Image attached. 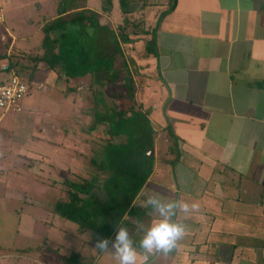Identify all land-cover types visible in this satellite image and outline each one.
I'll return each mask as SVG.
<instances>
[{
    "label": "crops",
    "instance_id": "1",
    "mask_svg": "<svg viewBox=\"0 0 264 264\" xmlns=\"http://www.w3.org/2000/svg\"><path fill=\"white\" fill-rule=\"evenodd\" d=\"M124 1L125 14L121 0L110 4L100 0V8L83 0L80 9L99 13L101 26L110 28L107 23H113L119 32L115 34L130 45L133 80L143 100L136 110L148 117L154 132L153 148L148 151L152 164L127 210L111 214L105 225L100 223V238H112L118 225H123L138 242L156 218L144 201L156 195L196 202L200 211L174 217L186 225L185 237L169 255L151 256L149 264H264V0ZM62 6L66 16L71 9L64 2ZM52 13L40 21V31L45 22L58 17ZM4 30L10 42L0 57L15 56L22 72L30 76L33 66L20 60L23 54L16 49L20 38L8 27ZM5 64L0 60V68ZM38 73L46 80L35 81ZM33 75L31 84L42 83L44 88L29 95L20 112L0 111V264H10L12 258L18 264H44L22 252L28 248L16 246L20 212H10L8 202L29 205L30 220L45 226V210L54 218L57 215L41 200L45 194L36 193V201L26 195L24 185L9 184L6 170L12 172V181L24 175L38 186L52 177L55 182L49 180V188L55 187L52 193L58 199L66 180L81 183L86 172L81 163L74 164L72 148L63 140L67 131L58 139L64 134L60 127H50L49 121L45 126L43 120L49 117L40 116L50 87L63 81L64 94L70 95L67 92L78 85L61 81L42 62ZM38 240L44 246L47 238ZM60 241L54 245L57 254ZM94 244L69 245L63 256L57 255L60 259L53 257L45 264H63L73 253L85 264H117L113 255L95 252Z\"/></svg>",
    "mask_w": 264,
    "mask_h": 264
},
{
    "label": "trees",
    "instance_id": "2",
    "mask_svg": "<svg viewBox=\"0 0 264 264\" xmlns=\"http://www.w3.org/2000/svg\"><path fill=\"white\" fill-rule=\"evenodd\" d=\"M124 5L125 1L121 0L122 12L125 14ZM67 6L71 11L66 16H63L66 13L63 11L57 18L43 24L42 55L28 58L33 63L28 84H31L35 68L40 62L53 72L59 70L56 75L62 80L89 77L90 85L85 91L81 89L82 86L75 89L92 100L91 109L87 110L92 113L93 123L88 131L93 133L98 126H103L104 135L108 137L102 160L94 161L102 173L100 182L66 180L54 210L58 215L75 222L80 231L93 232L97 230L95 219L92 218L94 214H99L100 223L105 225L111 214L117 216L125 212L142 189L151 170L152 159L148 151L153 148L154 132L147 119L143 117L145 120H142L141 111L135 110L132 105V76L119 71L128 68L124 60L120 68L98 55L96 57L99 59L89 61L85 46L81 47L77 36L83 29L108 31L99 23L100 14L84 6L80 9L81 5L72 1ZM70 27H78L79 31H72ZM114 42L121 53L119 43ZM85 50L88 51V48ZM0 60H6L8 71H14L21 78V66L15 56L4 55ZM101 72L106 76L102 77ZM98 194L100 204L97 203ZM63 262L85 264L78 253L71 254Z\"/></svg>",
    "mask_w": 264,
    "mask_h": 264
},
{
    "label": "rangeland",
    "instance_id": "3",
    "mask_svg": "<svg viewBox=\"0 0 264 264\" xmlns=\"http://www.w3.org/2000/svg\"><path fill=\"white\" fill-rule=\"evenodd\" d=\"M71 1L76 2L77 5L83 3V0H1L0 15L2 17V20L0 21V53H2V51L5 49V45L9 44L10 42V38L4 30L5 26L8 27L12 32L16 33V35L20 38V41L16 46V49L20 50V54H23V58H21L20 60L24 61V63H29L32 67L33 63L28 58L42 55L43 33L38 28V24L41 23L40 21L44 17L53 14L52 12H55V14H60L61 11L64 9L62 3L64 2L67 8V5H71ZM89 4L94 7L98 5V7L100 8V0H90ZM40 5H43V7L41 8ZM101 22L104 23L105 21L101 20ZM107 24H109L108 26L110 27H106L108 31H96L93 29L86 28L79 33L77 38L81 43V47L85 46L84 51L88 53L87 55L89 56V61L99 59L96 57V55H98L102 56L104 60L111 61L112 63H114L116 68H120L122 61L124 60L123 63L125 62L128 68H121L122 70L120 69L119 71L123 74H126L128 72L132 76V105L135 110H138L140 109V102L143 101L142 91L140 90V87L136 84V81L133 80L134 74L132 73H134L135 68L134 62L132 60V55L128 52L130 45L129 43H125L126 38H124V36L117 35L119 34L118 28H115L114 30L113 23ZM69 29H71L72 31H79L78 27H70ZM110 31H112V34ZM114 31L117 34H115ZM130 31L131 30L128 29V32ZM2 37L6 39L5 42L1 40ZM140 39L141 41L144 40L142 38ZM114 41L119 43L121 53H119V51L116 49L117 45ZM85 48H88V51H86ZM54 73L58 74L59 70H55ZM137 74L139 73L137 72ZM20 75L22 80L28 84L29 75L25 72H21ZM101 75L102 77L106 76L103 72H101ZM34 80L39 82L42 80L45 81L46 79L40 73H38V75L35 76ZM69 80H73L71 83L74 87H76L77 85H84L85 88H83V86L81 87V89L84 91L87 89V86L90 85L89 77H85L79 80ZM62 83L65 84L63 81ZM63 84L58 83V85L50 87V91H48L47 97L43 98V106L40 110V116L42 118H45V116L49 117L46 120H43L45 126H47L46 121H49L50 123L48 122L47 124H50V127L58 126L61 128H59V131H62L64 134L57 135L58 139L68 133L67 136H65L66 139L63 138V140L65 141L67 147L70 146L72 148L74 164L81 163L83 170L86 171L85 173L81 174L85 180L98 183L100 182L99 180L102 173H100L99 166L98 164H95L94 161L100 162L102 160L104 147L106 142L108 141V137L104 135L105 130L103 126H98L97 130L93 133H90L88 131V128L93 123L92 113L90 112V110H87L88 108L91 109L92 106V100L90 96H85L84 94L81 95L78 92V89L76 90L75 88H73L72 92H67V94L70 95H65L63 88H66V86ZM36 92L37 90L32 91L33 94ZM0 111L3 110L0 109ZM140 116L142 117V120H145L144 118H146L149 127H152L148 117H146L144 113H142ZM63 130L67 131V133H65ZM75 134L80 135L76 136ZM153 138L154 136L152 137V140ZM160 144L161 140L158 142V146H160ZM160 149L161 148H159V150ZM76 153H79V155L80 153H83L84 155L80 157L75 155ZM47 155L49 156V153ZM71 172L74 173L73 171ZM6 175L7 180H9V184L16 183L21 186L24 185V189L25 191H27L26 195L30 197L32 196V199L36 201L38 200L36 199V193H39L40 196L45 194V199L42 198L41 200H46L45 204L47 207H55V203L58 200L57 197H54V193H52L55 190V187H52L51 185V188H49L51 183V181L49 180L54 181L52 177H47L45 179L47 183H42V185L38 186L36 182L30 180L24 175H19L20 179H18L17 181L14 178L12 181V172H7L6 170ZM56 192L57 194H59V187H57ZM97 200V203L100 204V194H98ZM6 206L10 212L13 209H17L20 212V232L17 238L16 246L20 247L22 250L24 248H28L22 252L32 258L39 257V261L43 262L44 264L47 263L48 260L50 261V258L53 257H55L56 259H60L59 257H57V255L60 257L63 256L64 252L69 249V245L70 248H79L81 247L82 243L96 242L97 239L93 241L91 235L96 238H100L99 214H94L95 216H92V218L95 219V223L97 224V230L93 232L90 230L86 232H81L79 230V226L75 222L70 221L58 214L54 218L52 212L50 213L49 211L45 210V216L47 217V219L45 220H48V224L47 226H45L43 225V223L40 224L32 222L30 220L29 213L30 211L32 212V208L29 209V205L16 202H8ZM21 209L22 211H20ZM51 220H53L52 227H49V223L51 222ZM29 234L33 236V239H27V235ZM44 236H46L47 241L43 246V244L39 242L38 238H44ZM59 239H61L60 242L62 247L59 246L60 253L57 254V250L55 249L56 247L54 245L56 240ZM86 248L87 245H85L84 249ZM9 261L10 264H18L17 262L19 260L12 258Z\"/></svg>",
    "mask_w": 264,
    "mask_h": 264
},
{
    "label": "clouds",
    "instance_id": "4",
    "mask_svg": "<svg viewBox=\"0 0 264 264\" xmlns=\"http://www.w3.org/2000/svg\"><path fill=\"white\" fill-rule=\"evenodd\" d=\"M144 204L156 218L138 242L133 240L126 226L118 225L112 238H97L93 250L113 255L117 264H149L151 256L169 255L185 237L186 225L176 222L174 217L200 211L196 202L169 201L156 195L148 196ZM137 227H141V223L138 222Z\"/></svg>",
    "mask_w": 264,
    "mask_h": 264
},
{
    "label": "built area",
    "instance_id": "5",
    "mask_svg": "<svg viewBox=\"0 0 264 264\" xmlns=\"http://www.w3.org/2000/svg\"><path fill=\"white\" fill-rule=\"evenodd\" d=\"M0 73V109L5 112H20L23 101L32 91L44 88L42 83H25L14 71H8L6 64L1 66Z\"/></svg>",
    "mask_w": 264,
    "mask_h": 264
}]
</instances>
